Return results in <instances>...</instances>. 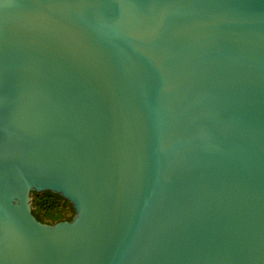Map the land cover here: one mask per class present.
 Listing matches in <instances>:
<instances>
[{"label":"water","instance_id":"obj_1","mask_svg":"<svg viewBox=\"0 0 264 264\" xmlns=\"http://www.w3.org/2000/svg\"><path fill=\"white\" fill-rule=\"evenodd\" d=\"M0 264H264V0H0Z\"/></svg>","mask_w":264,"mask_h":264},{"label":"trees","instance_id":"obj_2","mask_svg":"<svg viewBox=\"0 0 264 264\" xmlns=\"http://www.w3.org/2000/svg\"><path fill=\"white\" fill-rule=\"evenodd\" d=\"M31 197L32 215L41 223L52 225L56 222L68 221L73 215L70 205L55 194L32 193Z\"/></svg>","mask_w":264,"mask_h":264},{"label":"rangeland","instance_id":"obj_3","mask_svg":"<svg viewBox=\"0 0 264 264\" xmlns=\"http://www.w3.org/2000/svg\"><path fill=\"white\" fill-rule=\"evenodd\" d=\"M31 199H32V197H31ZM69 216V215H68Z\"/></svg>","mask_w":264,"mask_h":264}]
</instances>
